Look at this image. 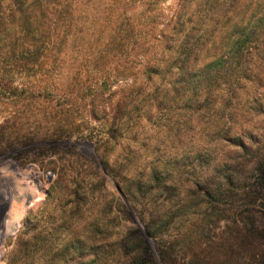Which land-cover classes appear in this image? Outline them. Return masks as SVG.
Returning <instances> with one entry per match:
<instances>
[{"label": "rangeland", "instance_id": "1", "mask_svg": "<svg viewBox=\"0 0 264 264\" xmlns=\"http://www.w3.org/2000/svg\"><path fill=\"white\" fill-rule=\"evenodd\" d=\"M92 57L0 59V264L61 257L80 241L96 245L65 264H125L139 253L130 230L149 224L157 264H264V114L237 111L229 139L203 125L163 151L162 130L106 142L126 81L101 72L122 60L95 71ZM139 173L155 176L152 188L137 191Z\"/></svg>", "mask_w": 264, "mask_h": 264}, {"label": "trees", "instance_id": "2", "mask_svg": "<svg viewBox=\"0 0 264 264\" xmlns=\"http://www.w3.org/2000/svg\"><path fill=\"white\" fill-rule=\"evenodd\" d=\"M165 1L0 0V59L37 60L71 49L93 54L95 71L103 68L98 59L122 60L101 70L106 81H126L106 142L133 127L140 134L162 130L163 151L168 142L173 148L193 141L203 125L206 137L229 139L237 111L264 114V0ZM154 178L139 173L137 191L152 188ZM151 229L145 234L152 236ZM130 234L128 240L140 241L139 253L130 247L138 254L125 264H157L145 234L137 228ZM65 245L61 257L32 261L65 264L96 244ZM100 251L99 258L107 248Z\"/></svg>", "mask_w": 264, "mask_h": 264}, {"label": "flooded vegetation", "instance_id": "3", "mask_svg": "<svg viewBox=\"0 0 264 264\" xmlns=\"http://www.w3.org/2000/svg\"><path fill=\"white\" fill-rule=\"evenodd\" d=\"M3 86L1 83H0V87ZM4 209H2V211L0 212V215H2V213H4Z\"/></svg>", "mask_w": 264, "mask_h": 264}, {"label": "water", "instance_id": "4", "mask_svg": "<svg viewBox=\"0 0 264 264\" xmlns=\"http://www.w3.org/2000/svg\"><path fill=\"white\" fill-rule=\"evenodd\" d=\"M118 191L121 192L119 188H118Z\"/></svg>", "mask_w": 264, "mask_h": 264}]
</instances>
